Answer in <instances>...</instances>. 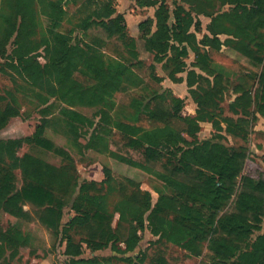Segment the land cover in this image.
<instances>
[{
  "label": "trees",
  "instance_id": "trees-1",
  "mask_svg": "<svg viewBox=\"0 0 264 264\" xmlns=\"http://www.w3.org/2000/svg\"><path fill=\"white\" fill-rule=\"evenodd\" d=\"M205 1L210 4L216 1L228 6L230 10L224 14L241 34L256 33L264 27V0ZM77 2L78 0H2L0 58L10 56L11 67L15 72L24 73L23 77L26 80L29 77L34 87L49 96L59 98L69 108L95 107L103 105L107 98L122 91L124 86L118 69L106 70L100 57L101 51L95 45L83 41L85 32L95 25L101 27L108 37H124L125 27L121 23V16L112 17V0H85L84 10L92 3L96 7L67 31L43 28L40 24L38 15H45L53 24L62 22L65 15L63 8ZM168 19L167 12L159 7L156 17L157 31L151 37L147 35V45L150 50L155 51L154 58L159 62L163 60L162 55L172 48L170 40L182 43L191 37L187 33L192 24L190 15L181 17L180 13H175V23L171 27L168 26ZM78 30L80 36L74 33ZM257 34L261 35L259 32ZM10 43L12 47L8 53L7 45ZM254 45L259 51L264 49L263 43L256 42ZM42 48L45 63L41 66L35 61L37 57H33V54ZM183 52L181 54L184 55ZM247 55L252 57L249 53ZM252 58L262 63L261 57ZM183 66V61H179L170 78L176 79L175 75L182 71ZM193 67L213 77L211 91L205 94L207 102H212L214 95H221L225 90V87L216 89L222 83L223 77L213 72L208 65L207 56L199 51ZM76 72L93 80V87L87 89L79 86L73 79ZM188 76L191 79L202 78L195 71H189ZM205 81L210 83L207 79ZM193 83V80H188L189 87ZM235 92L239 95L233 102L248 110L253 104L250 91L238 86ZM190 93L192 96L195 94L194 91ZM170 97L172 104L167 111L159 103H154L156 109L153 107L150 110L148 104L132 102L138 113H149L150 118L161 124L160 126L143 130L118 121L114 126L123 132L126 145L143 154L147 163H161L163 173L153 174L162 184L173 190L175 195H160L153 206L149 192L142 191L132 180L124 179L128 187L134 190L131 191L130 201L117 205L115 212L118 219L114 227L113 215L107 209L108 193L86 196L85 207L77 205L74 210L76 215L67 222L63 230L64 254L69 257L66 264H101L96 257H82V244L91 252H96L107 248L109 244L121 242L124 245V254L133 253L140 242L139 233L145 229L153 236L185 250L188 257H201L203 244L206 243V256L216 264H264V173L257 178L242 175L246 162L244 149L234 150L225 146L219 140L220 135L198 140L196 134L199 131V122H211L213 127L221 130L220 123L214 121L213 113L204 116L198 102L195 117H182V99L171 95ZM0 99L3 101V98ZM254 100L258 103V113L264 117V65L258 78ZM69 110L71 118L67 119L66 127L69 131L66 133L71 134L75 142L82 127L90 120L75 110ZM17 113L13 106L0 109V129ZM221 118L225 120V126L227 125L224 131L226 134L247 140L249 131L238 129L237 120L234 121L231 117ZM48 124V119L44 118L31 136L0 141V211L17 220L28 222L32 216L24 210V206L29 205L38 222L57 234L63 203L55 194L63 198L65 194L72 192L77 177L70 154L44 137ZM92 128L87 146L95 148L99 153L108 154L120 163L152 174L149 166L128 160L112 151L98 131V126L94 125ZM185 134L191 136L192 140H187ZM30 142L59 156L62 159L61 165H52L30 154L18 156L17 151L22 145ZM16 170L25 180L20 189L15 185ZM102 172L103 180L100 183L107 190L113 188L117 181L112 169L104 166ZM118 184V191L125 188L123 183ZM87 189V186L82 185L79 193L82 194ZM229 206L230 210H226ZM169 213L174 214L172 221L164 216ZM75 228L86 232V237L79 242L73 241L68 234ZM254 231L260 234L248 244ZM23 241L26 238L18 227L11 225L6 230L0 227V256L6 248L19 246ZM122 258L127 259L128 256ZM135 258L142 262L144 256ZM155 264H166V261L157 259Z\"/></svg>",
  "mask_w": 264,
  "mask_h": 264
},
{
  "label": "rangeland",
  "instance_id": "rangeland-1",
  "mask_svg": "<svg viewBox=\"0 0 264 264\" xmlns=\"http://www.w3.org/2000/svg\"><path fill=\"white\" fill-rule=\"evenodd\" d=\"M1 2L2 0H0V6ZM84 2L85 0H78L77 4H68L63 8L65 15L60 23H51L45 15H38L39 22L43 28L51 27L55 31L72 29L74 24H78L84 15L96 7L92 3L84 10ZM112 5L114 11L112 17L117 15L122 17L121 23L125 27L124 37H108L101 27L92 25L85 32L83 39L84 42L95 45L101 51L100 57L106 70L118 69L119 74L121 73L120 77L124 86L122 91L115 92L103 105L69 108L59 98L49 96L46 92L34 87L27 75L28 80L23 77L24 73L15 72L11 67L10 56L0 58V97L3 98V101L0 99V109L4 110L7 106H13L18 111L17 115L11 117L5 127L0 129V141L31 136L36 126L46 118L50 124L45 130L44 137L70 154L77 177L72 192H68L63 198L55 194L63 203L57 234L47 230L38 222L29 205L24 206V210L32 216L28 222L17 220L0 211V227L6 230L11 225L16 226L23 231L26 238L23 244L20 243L19 246L15 244L16 247L2 251L0 264H66L69 257L64 254L63 230L67 222L76 215L74 210L77 205L85 207L86 196L108 193L107 209L113 215L112 226L114 227L118 219L115 212L117 205L130 201L131 191L134 190L128 187L124 180L126 178L135 182L142 191L149 192L153 206L160 195H175L173 190L162 184L153 174V172L163 173L161 163H147L143 154L126 145L123 132L114 126L116 121L143 130H151L161 125L152 120L149 113H138L133 108L132 102L148 104L150 110L153 107L156 109L154 103H159L167 111L172 104L171 95L182 99V117H195L198 109L197 102L200 103L199 109L204 116L213 113L214 121L220 123L219 127L222 129L213 127L211 122H199L196 138L201 141L220 135L219 140L225 146L234 150L244 149L246 162L242 175L257 178L264 173V117L258 113V103L254 100L258 78L264 65V49L259 51L254 43H263L264 46V27L258 31L261 35L257 34L258 32L241 34L229 23L228 17L224 14L230 8L216 1L210 4L205 0H112ZM159 7H163L168 14L169 27L175 23L177 12L181 17L190 15L192 18V24L187 31L191 36L190 39L182 43L170 40L169 44L173 46L162 55L163 60L160 62L154 58L155 51L150 50L147 45L148 37L157 31L156 17ZM146 22H148L147 25ZM78 32L80 30L74 33L80 36ZM251 35H253L252 38ZM11 47V43L7 45L8 53ZM198 51L207 56L208 65L213 72L223 77L222 83L216 89L225 87V90L221 95H214L212 102H207L205 94L211 91L213 77L193 67ZM43 52L42 48L33 54V57H37L35 61H38L41 66L45 63ZM247 53L252 57H261L262 63H258ZM179 61H183L184 66L173 80L170 75L179 65ZM189 71H195L202 78L191 79L188 76ZM73 79L79 86L87 89L95 84L93 80L80 72H76ZM205 79L210 83L208 84ZM188 80H193L192 87H189ZM238 86L250 91L252 95L253 104L248 110L233 102L239 95L235 92ZM190 91L195 92L194 96ZM69 109L77 111L90 120L82 127V132L75 142L73 136L66 133L69 131L66 127L67 119L71 118ZM221 117H231L234 121H238V129L252 131L247 140L243 141L226 134L224 131L227 125L225 126V120ZM94 125L98 126V131L112 151L128 160L149 166L153 175L133 168L129 164L120 163L108 154L99 153L94 150L95 148L87 146L86 143L93 132ZM184 136L187 140H192L188 134ZM23 154L33 155L55 166H60L62 163L59 156L39 148L32 142L23 144L17 151L18 156ZM104 166L112 169L114 179L117 181L113 188L108 190L100 183L103 180ZM14 174L16 188L20 189L25 184V180L18 170ZM118 182L125 185L124 189L120 188L121 191L116 188L119 187ZM82 185L87 186L88 189L81 194L79 188ZM226 210H230V206ZM164 216L172 221L174 214L169 213ZM124 225L126 228V224ZM68 234L75 242L86 237L84 230H76V228ZM258 234L260 232L254 231L248 244ZM139 236V245L133 253L124 254L122 252L124 245L121 242L109 244L107 248L97 252H91L85 244H82V257H96L101 264H155L157 259L161 258L166 261V264H216L206 256V243L203 244L201 257L194 258L188 257L189 254L176 245L153 236L148 229L139 233ZM126 255L127 259L122 258ZM141 255L144 256L142 262L135 258V256L141 258Z\"/></svg>",
  "mask_w": 264,
  "mask_h": 264
},
{
  "label": "crops",
  "instance_id": "crops-1",
  "mask_svg": "<svg viewBox=\"0 0 264 264\" xmlns=\"http://www.w3.org/2000/svg\"><path fill=\"white\" fill-rule=\"evenodd\" d=\"M252 131H249V133H251ZM16 139H19V138H16ZM97 252V251H96Z\"/></svg>",
  "mask_w": 264,
  "mask_h": 264
}]
</instances>
